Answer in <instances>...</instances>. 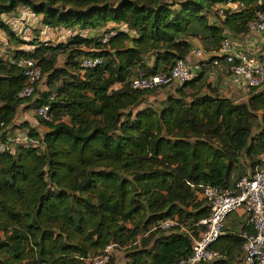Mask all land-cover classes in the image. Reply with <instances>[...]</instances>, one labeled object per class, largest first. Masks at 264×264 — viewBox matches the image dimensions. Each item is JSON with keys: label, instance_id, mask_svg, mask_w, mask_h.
<instances>
[{"label": "trees", "instance_id": "16d2710c", "mask_svg": "<svg viewBox=\"0 0 264 264\" xmlns=\"http://www.w3.org/2000/svg\"><path fill=\"white\" fill-rule=\"evenodd\" d=\"M21 8L50 30L74 34L0 57V122L12 126L30 101L51 116L38 118L42 134L23 126L37 148L0 153V264H85L108 244L128 264L186 258L185 231L198 237L210 213L202 187L232 189L243 165L252 172L261 162L264 92L250 88L237 103L201 73L171 87L155 107L144 105L146 94L164 89L136 91L131 81L169 72L197 47L213 53L229 35H248L264 0H0V32L16 45L26 43L3 17ZM111 25L131 33L118 29L102 44L99 34ZM85 31L99 34L87 38ZM87 56L102 65L84 69ZM21 58L41 69L45 91L36 99L18 97L24 79L14 63ZM233 214L210 247L219 257L206 264H242L240 234L249 227L239 228ZM167 219L177 225L155 229Z\"/></svg>", "mask_w": 264, "mask_h": 264}, {"label": "built area", "instance_id": "2783aa9c", "mask_svg": "<svg viewBox=\"0 0 264 264\" xmlns=\"http://www.w3.org/2000/svg\"><path fill=\"white\" fill-rule=\"evenodd\" d=\"M260 4V3H259ZM10 16V15H9ZM15 17H3V22L9 26ZM16 21L20 19L15 18ZM22 19L26 21L23 16ZM131 33L124 25L108 27L99 34L102 44L114 37L117 30ZM249 34L262 35L264 46V12L258 11L255 18L248 25ZM74 34L69 31L68 36ZM205 54L213 55L212 64L218 66L222 61L229 65L232 74L243 81L250 88H261L264 85V53L259 58H253L245 53H237L231 41L226 38L217 51L205 53L201 48H195L186 60H177L169 72L145 76L138 75L131 81V88L136 91L151 92L166 88H176L192 80L194 75L189 62L201 59ZM190 59V60H189ZM98 56H87L81 59L84 69H92L102 65ZM16 67L22 71L24 86L18 93L21 99L34 97L37 85L42 80V72L32 59H18ZM35 116L44 122H50L51 116L47 106H40L35 110ZM10 127L0 122V153H14L17 148H37L40 141L30 138L25 132L9 134ZM201 197L210 207L209 216L199 222L204 227L203 232L194 237L185 231L191 241V252L176 264H206L216 260L219 254L210 249L211 245L222 235L225 222L229 215L242 210L247 218L249 231H243L240 237L243 240L242 264H264V153L261 162L246 176L238 179L232 189L218 187H202ZM177 223L167 219L155 229L166 231ZM115 245L108 244L101 253L83 259L85 264H109L115 258V264H128L124 257L115 255Z\"/></svg>", "mask_w": 264, "mask_h": 264}, {"label": "crops", "instance_id": "0c3cea01", "mask_svg": "<svg viewBox=\"0 0 264 264\" xmlns=\"http://www.w3.org/2000/svg\"><path fill=\"white\" fill-rule=\"evenodd\" d=\"M12 16L20 19V21H16L14 18V20L10 22L9 28L14 37L26 44L16 45L9 41V36L5 32H0V57H6L14 51H32L35 48L31 45L33 41L56 45L64 43L68 39L69 30H50L42 26L41 17L34 16L28 9H18L14 14L8 17ZM23 16L26 18V21L22 19ZM98 34V31H85L82 33V35L87 38L96 37ZM229 40L237 53H245L253 58H259L264 53L262 35L260 34H248L241 37L229 35ZM85 50L90 51L88 49ZM211 57H213V55L205 54L201 59L189 62L194 77L202 73L204 81L219 95L230 98L237 103L246 102L249 98V89L245 86L243 81L232 74L229 65L225 62L222 61L218 66H214L211 62L212 60H210ZM37 90L41 92L42 88L38 87ZM259 90L264 92V85ZM38 91L33 98H37ZM172 93L173 90L167 88L156 92L155 98L164 101L166 97ZM148 102L151 104V100H148ZM25 124L40 134L45 131V129L39 125L38 118L35 116V109L32 106V101L24 102L19 106L15 118L13 119L12 126H10V129L13 127L15 128L10 130L9 134L13 135L24 131L27 129L23 127ZM234 214L237 216L235 224L241 228V226L246 223L247 218L242 210Z\"/></svg>", "mask_w": 264, "mask_h": 264}, {"label": "rangeland", "instance_id": "374dc122", "mask_svg": "<svg viewBox=\"0 0 264 264\" xmlns=\"http://www.w3.org/2000/svg\"><path fill=\"white\" fill-rule=\"evenodd\" d=\"M38 87H41L42 88V91H45V86L43 84V80H41V82H39V84L37 85V88ZM36 91H38V90L36 89ZM38 93H40V92L38 91ZM155 97H156V92H152V93L146 94V98H145V101H144V105L150 104L148 102V100H151V104L152 105H154L155 107L158 106L161 103V101L160 100H157ZM250 173H251V168L248 165H243L241 174L238 175V177H237V174H236L234 176V178L232 179V181L237 180V178H239L240 176L243 177V176L249 175ZM226 225H227V223H226ZM226 225H225V227H226ZM115 255L118 256V257H123L124 256V252L115 251Z\"/></svg>", "mask_w": 264, "mask_h": 264}]
</instances>
